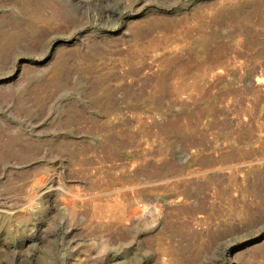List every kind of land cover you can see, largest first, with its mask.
I'll list each match as a JSON object with an SVG mask.
<instances>
[{"label": "rangeland", "instance_id": "374dc122", "mask_svg": "<svg viewBox=\"0 0 264 264\" xmlns=\"http://www.w3.org/2000/svg\"><path fill=\"white\" fill-rule=\"evenodd\" d=\"M0 264H264V0H0Z\"/></svg>", "mask_w": 264, "mask_h": 264}, {"label": "bare ground", "instance_id": "6f19581e", "mask_svg": "<svg viewBox=\"0 0 264 264\" xmlns=\"http://www.w3.org/2000/svg\"><path fill=\"white\" fill-rule=\"evenodd\" d=\"M76 201V200H75ZM77 203V202H76ZM69 204V203H68ZM70 205H71V202H70ZM137 213H138V208H134V209H130L129 210V215H137ZM127 214V213H126ZM140 215V214H139ZM128 216V215H127ZM126 216V217H127ZM128 219H130V218H128Z\"/></svg>", "mask_w": 264, "mask_h": 264}]
</instances>
